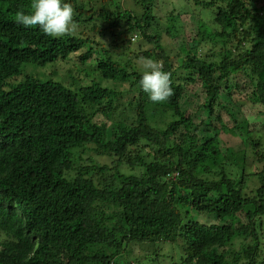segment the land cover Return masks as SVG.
I'll use <instances>...</instances> for the list:
<instances>
[{
    "label": "trees",
    "instance_id": "1",
    "mask_svg": "<svg viewBox=\"0 0 264 264\" xmlns=\"http://www.w3.org/2000/svg\"><path fill=\"white\" fill-rule=\"evenodd\" d=\"M68 2L82 30L52 38L0 0V264H264V0ZM118 50L171 73L167 102ZM71 58L96 61L78 92L26 72ZM102 81L138 92L131 123Z\"/></svg>",
    "mask_w": 264,
    "mask_h": 264
},
{
    "label": "rangeland",
    "instance_id": "2",
    "mask_svg": "<svg viewBox=\"0 0 264 264\" xmlns=\"http://www.w3.org/2000/svg\"><path fill=\"white\" fill-rule=\"evenodd\" d=\"M170 1L171 0H169V2ZM166 6L171 8L170 3H168ZM189 9H190V11L197 12L193 5H190ZM201 18L203 20H205L206 14L201 15ZM185 24H187V23H185ZM81 30H82V28L80 26L75 25V28H74L75 33H79V31H81ZM139 44H140L139 41L133 42V44L131 45V52H134V51L139 52L140 50H145L148 48V47H146V45L141 43V44H143V48L140 49V48H138ZM179 44H181V38H178V40H176V45H179ZM172 47H175V46L172 45ZM173 49H175V48H173ZM131 52L128 50H124V51L118 50L117 53L119 55H122L121 59L123 62H129V61L136 62V65L139 68V70L143 71V65H144L145 60L139 61L137 59H134L135 53H131ZM95 64H96L95 59H91L89 61L88 65L85 66V65H82L77 59L74 60V58L73 59L71 58L68 61L57 63L53 68L48 67V66L44 67V68H36L34 66H27L26 72H28L29 74L38 76L39 78L44 79V80H46L48 78H53L59 82H62L63 84L67 85L71 89L78 92V90L81 87L88 86L92 83V78H94L95 74H96V72L94 70ZM87 73L89 74V76L86 75ZM102 85L104 87L111 88L113 91H115L118 94V98L115 101L117 108L115 109L113 116L116 119H121V118H125V117L129 116L130 123H131V121H132L131 118L134 117L135 113L133 111H126V113H125L124 110H126L128 108L129 103L134 99V97L137 95L138 92L135 89L131 88L130 82L102 81ZM186 107L191 112L196 110V108H194V107H189V106H186ZM256 113H257V111L255 109H253L251 111V114L257 119L254 122L257 123V126H258L260 121L263 119H259L260 116H255ZM224 138L228 142H233L228 137L224 136ZM101 160H104V159H101ZM160 248L162 249L163 255L166 257V259L161 260L159 262H152L150 264H162L163 262H164V264H168L172 260L178 261L181 257L179 245L171 246V245L167 244V245L160 246ZM148 250L151 251V250H153V248L148 246V245L143 246V247L136 246V248H134L133 254H134V256H139V255L143 256L147 253Z\"/></svg>",
    "mask_w": 264,
    "mask_h": 264
},
{
    "label": "clouds",
    "instance_id": "3",
    "mask_svg": "<svg viewBox=\"0 0 264 264\" xmlns=\"http://www.w3.org/2000/svg\"><path fill=\"white\" fill-rule=\"evenodd\" d=\"M74 16L68 0H32L29 11H17L15 22L27 29L38 28L47 37L62 38L73 32ZM138 85L153 104L167 102L174 92L171 73L152 59L145 60Z\"/></svg>",
    "mask_w": 264,
    "mask_h": 264
}]
</instances>
